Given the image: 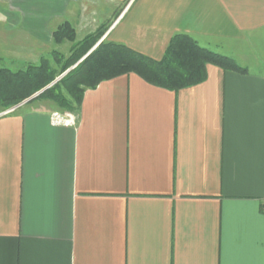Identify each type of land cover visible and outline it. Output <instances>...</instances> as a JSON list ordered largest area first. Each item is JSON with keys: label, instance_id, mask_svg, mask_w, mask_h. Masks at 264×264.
<instances>
[{"label": "crops", "instance_id": "crops-1", "mask_svg": "<svg viewBox=\"0 0 264 264\" xmlns=\"http://www.w3.org/2000/svg\"><path fill=\"white\" fill-rule=\"evenodd\" d=\"M102 1L103 39L160 60L186 35L242 72L208 65L178 91L123 74L72 127L49 101L0 115V264H264V0H0V41L42 61L71 13L96 32Z\"/></svg>", "mask_w": 264, "mask_h": 264}, {"label": "trees", "instance_id": "trees-1", "mask_svg": "<svg viewBox=\"0 0 264 264\" xmlns=\"http://www.w3.org/2000/svg\"><path fill=\"white\" fill-rule=\"evenodd\" d=\"M107 31L108 26L102 25L96 32L77 40L75 29L66 22L54 32V41L58 45L72 44L68 56L54 52L53 62L43 58L39 65L19 71L1 67L0 111L16 107L43 91L24 105L47 100L63 111L74 112L86 90L128 73H136L155 86L178 91L204 82L208 65L242 72L230 57L205 49L186 35L175 36L163 57L153 60L124 45L106 40L99 44Z\"/></svg>", "mask_w": 264, "mask_h": 264}, {"label": "rangeland", "instance_id": "rangeland-1", "mask_svg": "<svg viewBox=\"0 0 264 264\" xmlns=\"http://www.w3.org/2000/svg\"><path fill=\"white\" fill-rule=\"evenodd\" d=\"M87 1H89V0H87ZM91 2V1H90ZM87 5H89V4H91V3H86ZM97 5L96 6H98L97 7V15H100L101 16V20L103 21V23H102V25H104V26H108V30H109V28H110V24H111V17H110V12H109V4L110 3H108V2H105V1H102V2H100V3H96ZM126 4H129V2H124V3H122V4H119V8H118V13H117V15H116V13H115V16H116V18L114 17V19L115 20H117L118 19V17H120L121 15V12L123 11V10H125V8L126 7H124V8H122L123 6H125ZM127 6V5H126ZM109 12V13H108ZM103 14H108V17H104V15ZM0 15H1V13H0ZM111 15H113L114 16V12H112L111 13ZM77 14H70V16H69V18H68V21L70 22V23H72V25H74V27H77V24H76V21H77ZM88 17V16H87ZM108 18V19H107ZM12 19V20H11ZM106 19V20H105ZM113 19V20H114ZM7 25H9V27L10 28H13L14 26H22V27H27L29 24H30V19L29 18H27L26 19V21L23 19V18H19V19H16L13 15H9L8 17H7ZM92 21H93V19H91ZM96 21H97V18H96ZM16 22V23H15ZM0 24H1V17H0ZM97 31V30H96ZM107 33V32H106ZM53 36H54V34H53ZM76 36H77V40H81L82 38H83V36H84V34L83 33H79V32H77V34H76ZM21 36H15L14 37V40L16 41V42H12V45L11 44H8V43H1V41H0V68L1 67H4V68H9V69H11V70H13V71H19V70H22V69H25V68H27V66H29V65H33V66H35V65H39L40 63H41V59H38L37 61H33V60H30L28 57H26V55L28 54V50H27V48H26V44H27V42L26 41H21V42H19L18 40H19V38H20ZM104 37H105V35H104ZM104 40H106V39H101V41L99 42V44L102 42V41H104ZM107 41V40H106ZM110 42V41H109ZM65 43H68V44H66V45H64V46H61V47H59V48H57V46L55 45L54 47L56 48V50L54 49V51L52 52V55H50L51 53H49V55H50V57H47L50 61H52L53 62V57H54V55H53V53L54 52H59V53H61V54H63V55H65V56H68L69 55V53H70V50H68V46L70 47V49H71V46H72V44L70 43V42H65ZM19 44H20V46H19ZM64 44V43H63ZM98 44V45H99ZM254 44V47H255V49H254V53L255 54H253V57L255 58H252V59H254L255 61H257L256 60V57L258 58V57H260V58H258V60H261V61H263L264 62V43L263 44H259V43H257V42H255V43H253ZM58 45V44H57ZM97 45V46H98ZM246 46H248L247 44H245ZM58 46H60V45H58ZM96 46V47H97ZM19 47H22V50L20 51L18 48ZM250 48V47H249ZM93 51V50H92ZM91 51V52H92ZM90 52V53H91ZM89 53V54H90ZM46 54V53H45ZM88 54V55H89ZM87 55V56H88ZM15 57V58H14ZM254 61V62H255ZM81 62V61H80ZM77 65H75L74 67H72L71 69H69L67 72H65L63 75H61L59 78H63L70 70H72V69H74L75 67H76ZM58 78V79H59ZM57 79V80H58ZM56 80V81H57ZM58 82V81H57ZM54 83V82H53ZM51 84V85H49L47 88H49V87H51L52 85H54V84ZM33 97V96H32ZM30 99V98H29ZM28 100V99H27ZM47 101V100H46ZM25 102V101H24ZM50 104V103H49ZM51 104H52V102H51ZM52 106H56L54 103L52 104ZM57 107V106H56ZM13 108H15V107H13ZM13 108H10V109H6V110H3V111H0V115L1 114H3V113H6L7 111H9V110H12ZM17 109V108H16ZM56 109H58V110H56V111H54V112H68V111H63V110H61V109H59L58 107L56 108ZM14 112V111H13ZM54 112H52V113H54ZM51 113V114H52Z\"/></svg>", "mask_w": 264, "mask_h": 264}, {"label": "built area", "instance_id": "built-area-1", "mask_svg": "<svg viewBox=\"0 0 264 264\" xmlns=\"http://www.w3.org/2000/svg\"><path fill=\"white\" fill-rule=\"evenodd\" d=\"M15 109L16 108H13L3 114L11 113L15 111ZM50 122L51 125L55 127H72L76 125V115L72 112H54L50 116Z\"/></svg>", "mask_w": 264, "mask_h": 264}, {"label": "water", "instance_id": "water-1", "mask_svg": "<svg viewBox=\"0 0 264 264\" xmlns=\"http://www.w3.org/2000/svg\"><path fill=\"white\" fill-rule=\"evenodd\" d=\"M61 78H59L57 81H59ZM57 81H55L53 84H55ZM43 91L35 94L33 97H31L30 99L26 100L25 102L21 103L20 105L16 106L15 108H19L20 106H23L24 104H26L28 101L34 99L35 97H37L38 95H40Z\"/></svg>", "mask_w": 264, "mask_h": 264}]
</instances>
